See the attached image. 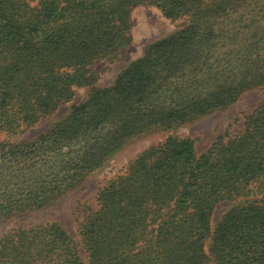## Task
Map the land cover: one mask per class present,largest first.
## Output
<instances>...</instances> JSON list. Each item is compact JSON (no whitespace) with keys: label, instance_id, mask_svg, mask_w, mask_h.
<instances>
[{"label":"trees","instance_id":"16d2710c","mask_svg":"<svg viewBox=\"0 0 264 264\" xmlns=\"http://www.w3.org/2000/svg\"><path fill=\"white\" fill-rule=\"evenodd\" d=\"M138 6L179 29L96 88L93 66L130 44ZM80 88L86 99L44 134L10 141ZM256 88L264 0H0V220L67 195L130 141L225 110ZM253 193H264V99L205 153L171 134L107 182L79 227L87 264H264V204L235 205L210 226L219 203ZM0 264L84 263L53 223L3 234Z\"/></svg>","mask_w":264,"mask_h":264},{"label":"rangeland","instance_id":"374dc122","mask_svg":"<svg viewBox=\"0 0 264 264\" xmlns=\"http://www.w3.org/2000/svg\"><path fill=\"white\" fill-rule=\"evenodd\" d=\"M180 24V22L165 19L154 7L134 8L130 15L131 42L115 61L98 62L93 66L92 71L98 76L95 87L99 89L111 87L124 69L143 57L150 44L172 35L179 29ZM87 93V88L76 89L69 103L60 107L54 114L41 118L34 126L25 129L10 141L16 144L33 141L44 134L54 122L63 118L71 106L82 103ZM263 99L264 88L251 89L241 94L238 101L225 110L191 121L174 131L157 129L130 141L101 169L89 175L80 186L67 195L55 200L42 210L0 220V237L16 227L55 223L70 236L77 246L81 260L87 264V255L81 243L79 227L88 213L96 209L97 193L107 182L123 175L128 164L142 151L162 143L171 134L191 139L197 155L205 153L217 138L227 133L232 136L240 132L245 118ZM5 139V134L0 132V141ZM248 202L264 204V193H253L235 201L219 203L210 219L211 228L228 209Z\"/></svg>","mask_w":264,"mask_h":264}]
</instances>
